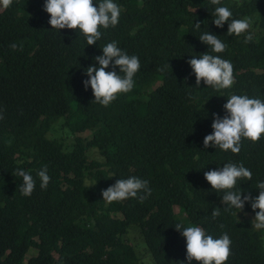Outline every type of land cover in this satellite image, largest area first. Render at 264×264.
Listing matches in <instances>:
<instances>
[{
    "label": "trees",
    "instance_id": "1",
    "mask_svg": "<svg viewBox=\"0 0 264 264\" xmlns=\"http://www.w3.org/2000/svg\"><path fill=\"white\" fill-rule=\"evenodd\" d=\"M113 2L121 8L119 23L101 29L93 45L79 30L52 28L45 0H13L0 9V264H142L128 238L134 233L151 256L149 264L151 258L154 264H187L178 223L200 226L214 238L227 233L232 243L224 264H264V231L246 216L254 218L259 209L249 201L239 212L229 208L223 191L213 190L204 176L242 162L252 179L238 182L237 189L242 197L258 196L264 134L257 142L242 138L238 154L203 143L213 131V113L224 116L230 95L264 100V0ZM218 6L229 7L233 19L252 17L249 30L237 36L227 33L228 21L217 27ZM208 31L228 45L212 53L233 64L228 89L217 91L203 80L197 87L188 63L211 51L199 39ZM249 33L253 40L245 43ZM113 40L137 55L141 67L133 89L105 107L93 102L91 86L85 89L83 82L87 67L99 66L94 57ZM58 130L68 141L53 135ZM45 166L51 179L42 189L38 172ZM18 169L36 181L30 196L20 191ZM129 176L149 181L147 199L103 200V190ZM32 248L37 254L25 262Z\"/></svg>",
    "mask_w": 264,
    "mask_h": 264
},
{
    "label": "clouds",
    "instance_id": "2",
    "mask_svg": "<svg viewBox=\"0 0 264 264\" xmlns=\"http://www.w3.org/2000/svg\"><path fill=\"white\" fill-rule=\"evenodd\" d=\"M212 5H220L221 0H210ZM13 0H0V6L9 8ZM45 0L44 10L50 14L49 24L56 30L68 28L79 30L85 36L87 45L95 44L102 36L101 29L115 27L119 23L121 8L113 0ZM214 24L222 28L228 21L227 33L237 36L245 33L252 25V17L245 16L242 19H233V13L227 6H218L213 13ZM200 22L195 23L199 29ZM201 42L209 46L211 51L192 56L188 63L196 77V86L201 81L206 86H211L217 91L228 89L234 84L233 64L229 60L212 53H223L228 45L216 34L205 32L199 36ZM253 40L251 33L245 36V43ZM12 49L17 45L12 43ZM22 48V45H21ZM102 55H97L94 60L98 62L86 69L88 79L83 83L85 89L91 86L94 101L107 107L117 98L118 93H128L134 87V76L139 71L141 63L137 55H129L118 46V41L113 40L102 47ZM111 67V71H108ZM119 68V72L115 69ZM225 114L223 117L213 113L212 133L204 137L205 148L215 147L221 150H231L238 154L242 146V138L257 142L264 134V100L250 98L247 95L232 94L223 105ZM4 119L0 112V120ZM15 175L23 178L20 191L25 196H30L35 190L36 181L33 176L24 169H18ZM42 189H46L51 177L47 174V166L38 172ZM205 179L211 184L212 189L218 193L223 191L222 202L229 208L239 211L244 209L245 202H251L255 213L253 227L264 229V181H259L256 187L259 195L252 197L250 194L242 197V190L237 189L238 182L252 179V172L241 162L239 164L228 162L223 167H218L204 173ZM96 183V182H95ZM94 183V184H95ZM93 185V184H92ZM91 186V185H90ZM89 186V187H90ZM149 181L137 176H129L126 179H117L116 182L102 191L103 200L109 203L122 201L128 198H138L143 202L151 195ZM143 193V194H141ZM87 202V201H86ZM220 215L219 207L214 208L212 217ZM223 227V225H221ZM175 228L186 239L187 264L198 261L200 264H224L230 255L232 243L227 233L219 238H214L206 233L200 226L183 227L176 224ZM180 264H185L181 261Z\"/></svg>",
    "mask_w": 264,
    "mask_h": 264
},
{
    "label": "rangeland",
    "instance_id": "3",
    "mask_svg": "<svg viewBox=\"0 0 264 264\" xmlns=\"http://www.w3.org/2000/svg\"><path fill=\"white\" fill-rule=\"evenodd\" d=\"M0 9H3V7L0 6ZM143 97L146 98L147 96H146V95H143ZM62 121H63V120H61V121L55 123V124H54V127H57ZM101 127H102V126H98V127L94 128V129H92V130L90 129V130L86 131L85 133H83V136L89 138V137H90L95 131L99 130ZM53 135H54V136H57V137H65V138H66L65 134H64L61 130H58L57 132L53 133ZM66 141H68L67 138H66ZM64 175H65V177H66V178H65L66 181H64V182H65V184H67V183H68L67 181L69 180V176H71V175H70L69 173H68V174H64ZM66 182H67V183H66ZM16 213H19V211L16 210ZM104 215H105V216H118V214H113V213L108 212V211H105V212H104ZM246 216L249 217L251 220L254 219V218L252 217V216H254V215H252V214H249V213H248V215H246ZM260 230H261V229H260ZM263 231H264V229H263ZM130 233H131V232H130ZM128 238H129V240H130L131 242H133V243L136 245V248H137V254L140 256V261H141V263H142V264H149V263H148V260H149V258H150L151 256L149 257L150 254L148 255L147 251L145 250V248H144L145 245L143 244L144 247H143V245H141V238H140L139 236H136L135 233H134V235H133V234H129V235H128ZM35 254H37V249L32 248L31 251L28 252V254L25 256L24 261L26 262L27 259H28L29 257H31V256H33V255H35ZM145 261H147V263H145ZM150 263H151V264H154L152 258H151Z\"/></svg>",
    "mask_w": 264,
    "mask_h": 264
}]
</instances>
